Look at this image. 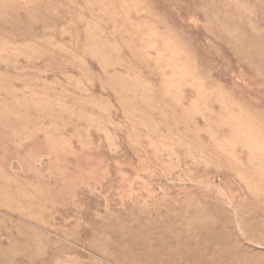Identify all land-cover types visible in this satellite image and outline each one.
<instances>
[{
  "label": "rangeland",
  "instance_id": "rangeland-1",
  "mask_svg": "<svg viewBox=\"0 0 264 264\" xmlns=\"http://www.w3.org/2000/svg\"><path fill=\"white\" fill-rule=\"evenodd\" d=\"M0 264H264V0H0Z\"/></svg>",
  "mask_w": 264,
  "mask_h": 264
}]
</instances>
